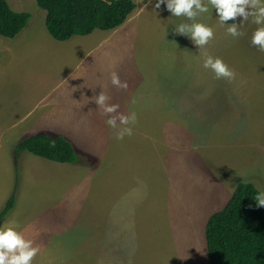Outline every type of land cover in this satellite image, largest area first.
I'll list each match as a JSON object with an SVG mask.
<instances>
[{
    "label": "rangeland",
    "instance_id": "1",
    "mask_svg": "<svg viewBox=\"0 0 264 264\" xmlns=\"http://www.w3.org/2000/svg\"><path fill=\"white\" fill-rule=\"evenodd\" d=\"M6 1L30 18L15 38L0 36V48L12 50L22 34L49 35L35 0ZM132 1L136 9L125 22L129 51L102 59L90 95L72 99L93 119L82 140H70L75 164L49 170L55 168L41 164L46 160L15 154L16 145L31 136L22 131L37 119L34 94L43 85H16L19 59L0 53L3 105H16L23 111L19 118L33 108L25 125L0 132V212L16 185L15 206L0 225L39 248L32 264H208V218L238 183L264 190V51L251 43L258 26L251 18L242 24L240 17L222 25L209 5L195 22L212 28L214 36L200 48L174 31L193 21L163 12L166 6L156 8V0ZM234 23L239 37L227 31ZM205 54L222 59L235 79H216L203 67ZM112 72L127 88L112 85ZM85 88L78 84L80 91ZM102 91L119 105L118 112L136 113L131 136L119 140L123 126L106 124L110 117L93 100ZM0 113L10 110L2 107ZM41 132L36 135L65 137ZM50 221L59 225L53 229L58 234L43 229L41 222ZM29 228L34 230L26 236Z\"/></svg>",
    "mask_w": 264,
    "mask_h": 264
},
{
    "label": "trees",
    "instance_id": "2",
    "mask_svg": "<svg viewBox=\"0 0 264 264\" xmlns=\"http://www.w3.org/2000/svg\"><path fill=\"white\" fill-rule=\"evenodd\" d=\"M45 12V27L56 41L88 36L94 31L121 27L136 9L132 0H35ZM30 15L14 12L0 0V36L15 38L27 25ZM28 152L58 164H75L73 145L63 137L34 135L21 140L15 154ZM258 189L240 182L226 204L212 214L204 237L208 264H264V207H257ZM16 185L0 212V224L15 206Z\"/></svg>",
    "mask_w": 264,
    "mask_h": 264
},
{
    "label": "crops",
    "instance_id": "3",
    "mask_svg": "<svg viewBox=\"0 0 264 264\" xmlns=\"http://www.w3.org/2000/svg\"><path fill=\"white\" fill-rule=\"evenodd\" d=\"M153 5L155 6V4ZM162 6L165 5L163 4ZM166 10L165 7L163 12H166ZM127 28L123 24L112 31L96 30L88 36H75L64 42L56 41L50 35L45 34L33 38L22 34L20 35L22 39L14 41L12 50L7 48V46L11 45H3L0 48V53L5 50L11 57L17 56L19 59L13 75V77L20 75L16 85H22L23 83H29L34 87L39 84L43 85L39 90V94H34L35 107L39 110L37 119L32 122L34 125L31 128L24 129L22 132H27L31 136L42 133L41 131L62 136L64 133V138L69 142L70 140L75 142L82 140L80 136L82 131L88 128L87 126L91 124L93 119L88 116V113L91 114V112L87 108L81 109L83 107L73 104L72 99L76 98L79 93H84L87 97L90 95L92 80L97 76V66L102 59L115 56L119 58L121 54L123 55L124 49L125 53L129 51V44L132 43L128 40V34L125 33ZM103 46L104 49H102ZM1 58L2 56H0ZM31 59L32 62H29L28 60ZM47 62L53 63L50 65ZM31 66L34 67L33 71ZM26 69L27 71L25 72ZM126 75V79H128L130 77L128 71ZM79 83H83L86 86L85 90L80 91L78 89ZM13 92L15 94L14 89ZM0 100V108L3 107L10 110V113H0V132L7 130L10 124L13 129L28 122L24 119L30 115L33 108L26 109L28 110L26 116L19 118L23 111L20 112L19 108L16 105L12 106L11 103L8 106H4L3 102L6 99L2 95H0ZM79 112H84L87 117H80V120L77 119L76 113ZM80 124L83 125L82 129ZM84 133L88 132L84 131ZM70 143L72 144V142ZM41 164L55 168L49 170H57L63 168L61 166L67 165L51 161ZM66 170L71 171V169ZM66 170L63 169L61 173L65 174ZM75 198L70 197L74 201ZM80 210L81 208L78 209V212ZM41 225L45 231L58 234L53 230L59 227L57 223L50 221L48 225H45L41 222ZM32 230L34 228H29L26 231V236Z\"/></svg>",
    "mask_w": 264,
    "mask_h": 264
},
{
    "label": "clouds",
    "instance_id": "4",
    "mask_svg": "<svg viewBox=\"0 0 264 264\" xmlns=\"http://www.w3.org/2000/svg\"><path fill=\"white\" fill-rule=\"evenodd\" d=\"M161 4L166 6L172 16L186 17L193 21L191 24L181 23L175 28L178 35L189 36L193 43L203 48L213 38L212 28L199 22H195L199 14L209 12V5L215 9L219 22L223 25L226 21L242 18V24L251 18L252 23L258 27L252 35L251 43L264 51V0H156L155 7ZM242 26V25H241ZM233 37L242 35L238 26L234 23L227 28ZM205 69H211L216 79L225 78L229 81L235 79V73L220 58H214L205 54L203 63ZM111 83L118 88H127L122 83L116 72L111 73ZM93 100L103 113L110 117L106 124L112 128L123 126L117 135L122 140L125 136L133 134V127L137 122V115L131 112L127 115L118 112L119 105L110 104V97L103 91ZM119 121V123H117ZM257 207H264V190L259 189L254 197ZM39 252L38 247L33 246L32 240H27L13 227L0 225V264H32L34 257Z\"/></svg>",
    "mask_w": 264,
    "mask_h": 264
}]
</instances>
